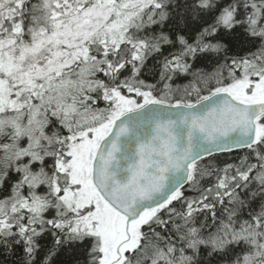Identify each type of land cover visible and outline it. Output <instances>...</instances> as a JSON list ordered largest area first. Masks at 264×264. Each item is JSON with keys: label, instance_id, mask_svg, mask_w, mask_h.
Instances as JSON below:
<instances>
[{"label": "snow or ice", "instance_id": "1", "mask_svg": "<svg viewBox=\"0 0 264 264\" xmlns=\"http://www.w3.org/2000/svg\"><path fill=\"white\" fill-rule=\"evenodd\" d=\"M0 264H264V0H0Z\"/></svg>", "mask_w": 264, "mask_h": 264}]
</instances>
